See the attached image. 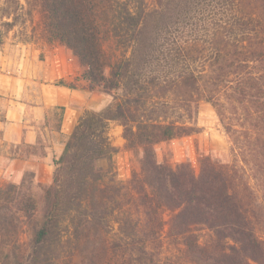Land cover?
Listing matches in <instances>:
<instances>
[{"label": "trees", "instance_id": "obj_1", "mask_svg": "<svg viewBox=\"0 0 264 264\" xmlns=\"http://www.w3.org/2000/svg\"><path fill=\"white\" fill-rule=\"evenodd\" d=\"M151 1L0 0V26L29 25L26 42L64 45L90 90L114 100L104 112L86 111L69 134L62 131L65 108L54 109L63 149L52 152L40 210L23 196L11 199L22 215L0 218L2 229L16 219L30 232L26 244L2 242L1 264H264V0H215L219 23L203 49L196 40L174 45L177 53L208 50L211 57L195 71L196 60L173 55L171 64L183 68L173 74H148L155 49L147 27L170 6ZM194 94L216 107H225L223 98L244 108L245 127L223 121L238 160L202 155L198 173L189 162L159 160L158 145L198 131ZM110 121L142 154L128 185L117 179ZM45 127L52 131L49 117ZM46 142L39 140L34 155L45 157ZM164 235L175 249L168 255Z\"/></svg>", "mask_w": 264, "mask_h": 264}, {"label": "rangeland", "instance_id": "obj_2", "mask_svg": "<svg viewBox=\"0 0 264 264\" xmlns=\"http://www.w3.org/2000/svg\"><path fill=\"white\" fill-rule=\"evenodd\" d=\"M215 0H162V3H170L168 10L163 13H155L150 20L147 27V37L149 43L155 49L150 56L151 64L149 66L148 74L158 73L164 71L165 73L180 72L183 71L181 65L171 64L174 58H192L196 60L191 65V69L195 71L202 70L203 60L209 59L212 55L208 50L204 53L192 52L187 54L186 52L177 53L175 50L178 46H189L192 41L197 42L196 49H203L205 40L207 39L208 30L210 33L216 28L219 19V10L216 8ZM152 5L159 3V0L151 1ZM38 15H34L35 20L38 19ZM216 23V24H215ZM1 24V22H0ZM27 26L23 28L22 25H18L12 31L8 32L2 26H0V72L3 73L4 64H8L12 67L17 64L18 58L24 55L32 60L43 59L49 50L48 44L43 40H31L26 42L27 35H23V32L27 33L31 28ZM26 30V31H25ZM210 35V34H209ZM194 43V42H193ZM111 49V48H110ZM172 49L173 51H170ZM110 53H113L110 50ZM34 56V59L32 57ZM201 62V63H200ZM1 84V82H0ZM2 85V84H1ZM90 90V84L86 87ZM88 100L90 101L89 107H79L74 111H71L69 122L62 124V131L69 134L73 126L77 122V119L84 115L86 111L92 112H104L111 108L114 104L112 97L102 94L97 88L90 90ZM172 103H179V99L174 96ZM198 106V111L194 119L195 126L198 131L191 136H186L171 141L163 142L157 147V155L160 161H167L173 167L182 163L189 162L195 171L199 172V159L202 155L211 154L214 157L220 159L234 160L237 156L233 152V142L229 134H227L224 123L230 122L236 129L246 126L244 108L240 105L227 104L222 98L221 101L225 105L224 108L216 107L212 103L202 99L198 94H194L193 101ZM219 112L224 116H220ZM61 112H51L50 125L52 131H43L40 139L47 140L45 152H55L59 155L63 149L61 145L64 140L60 134L55 130ZM230 120H226V119ZM173 120L177 118H172ZM224 119V120H223ZM193 122V121H192ZM109 136L112 145L116 148L113 161L117 172V179L124 185H128L134 173H140L141 171V157L140 151L131 149L127 146V142L123 136V127L118 121H110L109 123ZM25 151H36L31 148H26ZM9 163H5V168ZM104 162H102V165ZM4 175H0V218H14L19 213L17 202H12L11 199L19 198L23 196H30L33 204L40 210L42 206L41 197V185L49 184L52 181H45V173L42 171L39 176L32 172H26L23 175L14 174L11 170ZM53 171V168H52ZM249 174V173H248ZM250 177V174H249ZM47 180V179H46ZM252 185L254 181L249 178ZM10 200V201H9ZM165 219L168 220L170 214H165ZM25 221V219H24ZM26 224V221L24 222ZM20 226L16 219H13V224L4 226L2 229L0 226V256L1 251L4 250L5 244L12 245L13 241L17 244H26L30 237L29 229L26 225ZM203 236L202 239L207 238L209 232L204 230L200 232ZM2 235H5L4 237ZM164 235L165 254L175 252V249L168 243V239ZM4 238V240H3ZM11 246H8V249ZM7 249V248H6ZM1 264V261H0ZM185 264H193L186 262Z\"/></svg>", "mask_w": 264, "mask_h": 264}, {"label": "crops", "instance_id": "obj_3", "mask_svg": "<svg viewBox=\"0 0 264 264\" xmlns=\"http://www.w3.org/2000/svg\"><path fill=\"white\" fill-rule=\"evenodd\" d=\"M48 47L43 59L31 61L23 55L13 71L5 63L4 72H0L1 176L8 172L7 169L20 176L26 172L39 176L43 171L45 181H50L52 153L41 158L33 151L26 152L25 147L38 150L41 133L46 131L48 135L49 132L45 119L50 118L56 107L65 108L66 123L71 111L90 106L88 82L83 78L84 68L78 59L62 44ZM61 81L73 83L77 88L61 86ZM5 163H9L7 168Z\"/></svg>", "mask_w": 264, "mask_h": 264}]
</instances>
